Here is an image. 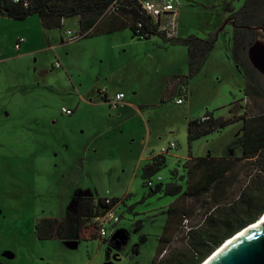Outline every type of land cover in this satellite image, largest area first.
Instances as JSON below:
<instances>
[{
    "label": "rangeland",
    "instance_id": "obj_1",
    "mask_svg": "<svg viewBox=\"0 0 264 264\" xmlns=\"http://www.w3.org/2000/svg\"><path fill=\"white\" fill-rule=\"evenodd\" d=\"M244 3L181 0L177 37L219 32L185 95L172 90L174 77L188 74L184 45L166 44L159 35L139 39L131 28L69 41L66 31H79L76 17L61 29H45L38 14L25 20L0 16V264H149L154 257L166 264L188 246V230L203 222L208 196L195 205L186 201L192 212L157 254L165 210L175 199L152 194L143 171L172 143L166 165L151 177L152 188L169 182L175 168L178 178L185 177L189 156L243 154L236 142L242 121L192 142L188 123L208 111L229 117L235 100L238 112L254 105L243 101L246 76L235 61L229 20ZM20 37L25 41L17 49ZM119 90L127 95L124 103H140V112L105 101L104 93ZM252 169L250 176L242 173L234 192L264 174L260 166ZM180 183L186 187V178ZM83 195L119 198L111 240L89 233L76 240L37 237L40 218H60Z\"/></svg>",
    "mask_w": 264,
    "mask_h": 264
},
{
    "label": "trees",
    "instance_id": "obj_2",
    "mask_svg": "<svg viewBox=\"0 0 264 264\" xmlns=\"http://www.w3.org/2000/svg\"><path fill=\"white\" fill-rule=\"evenodd\" d=\"M113 1L0 0V16L25 20L38 14L45 29H61L69 18L76 17L82 38L131 28L134 36L139 39L159 35L166 44L184 45L188 48V74L174 77L172 90L178 89L180 94H187L189 78L197 75L203 68L218 40L219 32L210 33L208 38L196 35L184 38L168 37L152 17L143 11L137 0H124L114 10H110ZM229 20L234 28L235 61L243 68L246 76V97L243 101L253 102L254 105L248 109L246 104L242 107L244 112H238L233 108L238 101L235 100L230 104L229 117H216L214 112L208 111L202 117L190 119L188 137L192 142L220 131L234 122L242 121L243 132L236 142L243 147V154L223 157L189 156L184 164L186 175L181 177L186 178V187L176 176V168L171 172L169 182L158 183L155 188L149 184L151 177L166 165L165 153L153 155L146 164L143 171L144 184L151 187V193L161 192L175 199L165 210L167 221L164 232L159 237L157 254L162 253L165 243L178 229L182 218H187L192 212L193 207L188 206L186 201L192 199L195 205L202 198H209V208L203 222L195 227L190 226L188 230V246L182 249L172 262L166 264H201L225 240L258 220L264 213L263 173H256L249 183L241 185L237 192H234L236 186L242 184V173L250 176L255 166H260L262 172L264 171V75L251 64L247 55L249 43L260 34L258 30L250 27L264 25V0H245L243 6L235 11ZM182 85L186 86L185 92L180 91ZM112 201V205H116L119 198H112ZM105 207H108L105 198L80 196L62 218H40L36 223V235L40 240H75L85 233L94 238L99 237L93 219ZM157 260V257H154L149 264H164L158 263Z\"/></svg>",
    "mask_w": 264,
    "mask_h": 264
},
{
    "label": "built area",
    "instance_id": "obj_3",
    "mask_svg": "<svg viewBox=\"0 0 264 264\" xmlns=\"http://www.w3.org/2000/svg\"><path fill=\"white\" fill-rule=\"evenodd\" d=\"M124 0H114L110 6V10H114L117 5H119ZM141 5L143 11L152 17V19L159 25V29L164 31L168 37L177 36V18L179 14V8L181 5V0H137ZM67 38L69 41H76L82 39L83 35L80 31H74L69 29L66 31ZM24 38H20L17 43V47L20 46V42ZM59 66V63H57ZM186 86L182 85L180 91L185 92ZM105 92V91H104ZM103 92V93H104ZM125 93L119 92L115 96L109 99V103L112 107H119L124 104ZM178 103H183L184 99L178 98ZM63 111L71 114L73 110L63 108ZM176 147L175 143H172L169 147L163 148L162 153H167L170 149ZM153 185V180L149 182ZM105 202L108 207H105L97 214L93 222L96 224L98 229V234L102 239L111 240L114 237L115 229L111 227L112 224L118 222L120 217L115 212L116 205H112V197H105Z\"/></svg>",
    "mask_w": 264,
    "mask_h": 264
},
{
    "label": "water",
    "instance_id": "obj_4",
    "mask_svg": "<svg viewBox=\"0 0 264 264\" xmlns=\"http://www.w3.org/2000/svg\"><path fill=\"white\" fill-rule=\"evenodd\" d=\"M250 28L259 30L262 34L257 35L249 43L248 59L257 71L264 75V25ZM255 222L248 224L225 240L201 264H264V223L239 235L241 231Z\"/></svg>",
    "mask_w": 264,
    "mask_h": 264
},
{
    "label": "crops",
    "instance_id": "obj_5",
    "mask_svg": "<svg viewBox=\"0 0 264 264\" xmlns=\"http://www.w3.org/2000/svg\"><path fill=\"white\" fill-rule=\"evenodd\" d=\"M65 35H67L66 33H65ZM20 38H24V37H20ZM20 38H18L17 39V41H16V43H15V45H17V43L19 42V40H20ZM62 38H64V35H62ZM25 41V39L23 40V41H21L20 42V46L19 47H17V49H21L22 48V44H23V42ZM51 46H53V44H51ZM135 92H134V94H137V90H136V87H133L132 88ZM119 92H124L123 90H119V91H117L116 93H119ZM115 93V94H116ZM115 94L114 95H108V93H104V97H106L105 99H107V100H105V101H108L109 102V99H111V98H113L114 96H115ZM127 98V95H125V98H124V102H125V99ZM128 105H130V106H133L134 107V109L136 110V112H140V103H138V102H134V100H130V101H128V103H127ZM126 103H124L123 105H127ZM122 105V106H123ZM189 158V157H188ZM65 215V213L63 214V216ZM63 216H61L60 218H62Z\"/></svg>",
    "mask_w": 264,
    "mask_h": 264
},
{
    "label": "bare ground",
    "instance_id": "obj_6",
    "mask_svg": "<svg viewBox=\"0 0 264 264\" xmlns=\"http://www.w3.org/2000/svg\"><path fill=\"white\" fill-rule=\"evenodd\" d=\"M262 223H264V213L260 216V218L258 219V222H255L254 224H252L249 227L245 228L243 231H241V233L239 235H242V233H245V231H248V230H250V229H252L254 227H257L258 225H260Z\"/></svg>",
    "mask_w": 264,
    "mask_h": 264
},
{
    "label": "flooded vegetation",
    "instance_id": "obj_7",
    "mask_svg": "<svg viewBox=\"0 0 264 264\" xmlns=\"http://www.w3.org/2000/svg\"><path fill=\"white\" fill-rule=\"evenodd\" d=\"M263 26V25H262ZM259 31V30H258ZM260 32V31H259ZM261 33V32H260Z\"/></svg>",
    "mask_w": 264,
    "mask_h": 264
}]
</instances>
